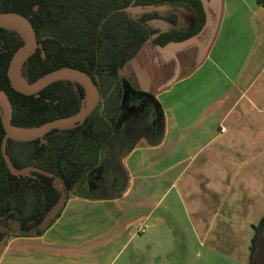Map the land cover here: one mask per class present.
<instances>
[{
    "label": "crops",
    "instance_id": "crops-1",
    "mask_svg": "<svg viewBox=\"0 0 264 264\" xmlns=\"http://www.w3.org/2000/svg\"><path fill=\"white\" fill-rule=\"evenodd\" d=\"M207 3L203 32L170 51L180 67L205 42ZM210 35L198 64L159 89L144 59L133 65L131 84L160 103L165 134L124 158V196L73 195L43 236L11 238L0 264H250L264 218V7L221 0Z\"/></svg>",
    "mask_w": 264,
    "mask_h": 264
},
{
    "label": "trees",
    "instance_id": "trees-1",
    "mask_svg": "<svg viewBox=\"0 0 264 264\" xmlns=\"http://www.w3.org/2000/svg\"><path fill=\"white\" fill-rule=\"evenodd\" d=\"M210 0H0V14L16 13L32 24L37 45L21 66L32 85L62 68L88 74L101 100L74 128L18 142L6 137L0 106V254L11 238L43 236L62 216L72 195L91 200L120 199L130 176L123 164L140 139L161 144L165 116L160 103L136 90L124 70L145 45L165 48L199 36L207 25ZM264 7V0H257ZM19 30L0 24V89L13 104L12 125L37 130L79 113L85 86L73 79L53 82L40 92H17L9 78L15 54L26 44ZM19 171L11 173L8 165ZM264 228L255 226L251 263Z\"/></svg>",
    "mask_w": 264,
    "mask_h": 264
},
{
    "label": "water",
    "instance_id": "water-1",
    "mask_svg": "<svg viewBox=\"0 0 264 264\" xmlns=\"http://www.w3.org/2000/svg\"><path fill=\"white\" fill-rule=\"evenodd\" d=\"M10 19H16L20 21L29 32V35L26 36L27 38L26 44L15 54L10 64V67H9V78L12 82L13 88L17 92L25 94V95H33V94L40 92L45 87L52 84L53 82L61 80L60 79L61 76H64V75L80 76L85 80V82L93 90V98L91 102L87 104V107L85 108L84 106V108L76 115L55 120L53 122L46 124L40 129L32 130V131H36V133L27 135V136H22V135H17L15 133V129H19V128H15L12 125L13 104L10 100V97L4 90L0 89V99L4 101V106H1V107L3 108V111H4L3 113L4 125H5V129L7 132L5 140H4V144H3L4 153H6V143L8 139H12L18 142L35 141V140L45 137L48 133H50L53 130L74 128L78 124L84 123L97 109L100 103V100H101L100 91L98 87L96 86L95 82L92 80V78L88 74L82 71H79V70L72 69V68H62V69L53 71L51 73H48L47 75L43 76L42 78H40L38 81H36L32 85L27 84L25 81H24L25 82L24 85L20 84L17 81V72L18 70H20V75H21V66H22L23 61L25 60L26 57H28V55H30L34 51L37 45V35H36V32L32 24L26 17L20 14H16V13L0 14V24H5V22ZM83 85L85 86V84ZM85 88L87 91L86 86ZM8 165H9V168L12 174L17 175V176H20L23 174V171L16 170L9 161H8Z\"/></svg>",
    "mask_w": 264,
    "mask_h": 264
},
{
    "label": "rangeland",
    "instance_id": "rangeland-1",
    "mask_svg": "<svg viewBox=\"0 0 264 264\" xmlns=\"http://www.w3.org/2000/svg\"><path fill=\"white\" fill-rule=\"evenodd\" d=\"M207 8L209 11L208 12V14H209L208 27L210 30H208L209 32L206 33L205 36H207V37L205 38V42L202 45V47L199 48V51L196 50V51H193L191 54H189V53L187 54V56H186L187 65L186 66L182 65V67H180L177 63L181 62L183 64L184 63L183 59L178 60L177 58H175L176 56L174 55V53L170 52V51H172V47H177L178 44H173L172 46H170L171 48L168 50L153 48V46L151 44H148L143 48L141 54L139 55L138 60H136V59L132 60L129 63L128 68L126 69V72L124 75H125L126 79L129 81V83L130 84L132 83L133 85L135 84V66H133V65H135V63L137 61H139V59H144L145 66L150 67L151 72H152V74H150V76L151 75L153 76V77H151L153 79V81H148V83L155 84L156 89L161 88L163 85H165L168 82H170L171 80H173V78H175L181 72L191 71L192 68H194L198 64V62L200 61V58L203 55V50L207 46L209 47V45H210V40L212 38V35H210V32H211V29L213 28V26H215V22H216L218 16L220 15L221 0H211V2L208 1ZM194 43H196V42H190V45H195ZM185 46H183V47L185 48ZM186 47H188V46H186ZM149 52H154L155 56L153 55L154 57L153 56L148 57L147 54ZM167 63L176 65L177 74H175V72H172V74H169V68H168L169 64H167ZM164 69H165V73H164ZM145 92L150 93L148 91H145ZM90 102L91 101L86 102L85 108L87 107V104ZM123 164H124V161H123ZM72 196H71V198H72Z\"/></svg>",
    "mask_w": 264,
    "mask_h": 264
},
{
    "label": "bare ground",
    "instance_id": "bare-ground-1",
    "mask_svg": "<svg viewBox=\"0 0 264 264\" xmlns=\"http://www.w3.org/2000/svg\"><path fill=\"white\" fill-rule=\"evenodd\" d=\"M5 25H8V26H10V27H12L14 29H17V30L21 31L25 36H28L29 35L28 30L23 26V24L20 21H18L16 19L7 20L5 22ZM60 79H75V80H78V81L82 82L87 87V101H91L92 100V98H93V90L85 82V80L82 77H80V76H66V75H64V76H61ZM17 81L20 84H22V85L25 84L23 78L20 75V70H18V72H17ZM0 106H4V101L2 99H0ZM15 133L17 135L27 136V135H31L33 133H36V131L23 130V129H15Z\"/></svg>",
    "mask_w": 264,
    "mask_h": 264
},
{
    "label": "flooded vegetation",
    "instance_id": "flooded-vegetation-1",
    "mask_svg": "<svg viewBox=\"0 0 264 264\" xmlns=\"http://www.w3.org/2000/svg\"><path fill=\"white\" fill-rule=\"evenodd\" d=\"M252 264H264V228H263L261 237L258 241L256 252L254 255V260Z\"/></svg>",
    "mask_w": 264,
    "mask_h": 264
}]
</instances>
